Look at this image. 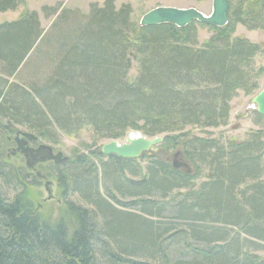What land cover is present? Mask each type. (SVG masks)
I'll use <instances>...</instances> for the list:
<instances>
[{"label": "trees", "instance_id": "trees-1", "mask_svg": "<svg viewBox=\"0 0 264 264\" xmlns=\"http://www.w3.org/2000/svg\"><path fill=\"white\" fill-rule=\"evenodd\" d=\"M249 1L243 14L241 5L232 12L229 0L228 23L211 26L216 36L201 46L197 22L182 28L170 23L137 26L131 20L132 7L125 4L117 9L115 0L102 6L91 4L85 22L75 21L52 34H46L35 12L0 23V180L8 185L23 182L4 158L1 134L18 132L11 124L3 125L5 119L35 130L38 138L45 131L55 132L54 125L68 135L91 125L117 139L129 130L155 136L190 124L227 123L236 90L251 92L259 86L250 68L257 54L264 53L263 46L232 36L243 18L264 25V0ZM22 2L0 0V13L15 10ZM71 12H62L58 21H65L64 15ZM45 45L49 51L43 52ZM33 50L40 58L35 59L37 70L28 82L29 91L22 85L26 83L9 78L19 75ZM41 58L47 65L55 63L51 73L40 71L41 65L46 66L39 62ZM136 58L139 70L132 80L129 72ZM187 143L194 157L204 151L210 154L213 172L200 189L190 190L176 203V219L186 221L190 236L205 240L209 247L200 249L185 239L194 252L192 257L171 256L176 237L164 238L163 234L173 224L159 219L178 195L162 205L154 197L167 198L176 188L187 186L193 173H182L164 159L149 156L143 169L136 158L106 156L100 150L93 153L101 159L99 166L86 153L72 162L55 164L63 195L77 193L93 205L89 210L69 203V213L77 219L71 233L64 221L42 220L22 192L8 200L0 185V264H148L133 259L140 255L162 259L154 264H263L262 260H242L237 245L242 233L264 241V185L250 183L237 193L241 183L263 173V148H255L263 147L262 141L231 143L226 151L215 140L195 138ZM101 181L108 197L118 204L117 194L131 197L126 205L138 207L141 213L114 207L101 192ZM99 214L106 216L101 225ZM209 217L213 223L237 226L239 234L228 245L212 246L226 241L229 229L208 231L194 225Z\"/></svg>", "mask_w": 264, "mask_h": 264}, {"label": "rangeland", "instance_id": "rangeland-1", "mask_svg": "<svg viewBox=\"0 0 264 264\" xmlns=\"http://www.w3.org/2000/svg\"><path fill=\"white\" fill-rule=\"evenodd\" d=\"M105 1L107 0H23V2L18 5L17 9L0 13V23L17 20L26 12H35L39 17L45 32L47 31L46 34H52L54 31L62 29V27L65 28L72 26L75 21L78 23L81 21L85 22L86 16L90 12L91 4H94L96 2L98 6H102ZM114 4L117 9L125 4H129L132 7L131 20L137 26H141L140 20L143 14L158 6H174L181 8L194 7L206 14L210 13L212 10V0H115ZM232 4V12L234 11L236 13V9L241 5L243 9H241V13L243 14L244 11L251 5L249 0H232ZM68 10L73 12L64 15L65 21H58L60 14ZM258 24L260 23H257L251 19L248 20L246 18H243L241 21L236 23L232 35L233 38L239 36L244 37L251 42L262 45L264 48V25L259 26ZM196 29L200 46L216 36V32L213 27L206 24L197 23ZM34 51L35 50H33L29 55L28 60L30 62L27 60V62L21 66L19 75L17 73L9 78V81H22L26 83L25 85H22L29 91L31 90L29 86L30 84H28V82H32L31 75H33L34 71L37 70V68L34 66L36 64L35 59L40 58V55L36 54V56H34ZM42 51L46 52L49 51V49L45 45L43 46ZM41 61L42 63L46 64V66L41 65L40 71L44 74L51 73L52 68L55 66V63L52 61V66L47 65L45 59L41 58L39 62ZM250 69L251 73L253 72V75L258 76L257 81L259 86L251 92L242 88L236 90L235 95L229 103L230 112L227 123L219 124L217 126L190 124L186 125L183 129L163 132L155 136H148L140 130H135L138 131L140 135L147 138L163 136V142L154 146L151 149V152L159 153V150H161L159 148H162L166 151V154L169 155L173 161L174 154L180 151L185 160L190 163L194 170L193 178L190 179V183L187 186L176 188L167 198L154 196L160 201L159 205H162L167 200H170V197L178 195L176 197V202H174L173 205H169L163 211V215L162 217H160L161 219H159V217H153L155 220L159 219L163 223L173 224V229H171L170 232H164L163 234L164 238L171 236V234L176 237L173 238L171 242L172 244L169 250L171 256H175L176 258L179 256L186 258L192 257L194 252L189 249V247L185 243V239L200 249L206 248L208 246V244L205 243V240L200 241L190 236L188 231L189 225L186 221L176 219V203L182 200V196L186 195L190 190H198V188L200 189L203 182L207 181L210 176H212L213 172L212 157L210 156V154H208L207 151H204L200 155L194 157V154H192L186 148V144H188L187 141H192L195 138H200L204 141L215 140L218 142V146H222L226 151L230 148L229 144L231 143L243 144L248 141L252 143L255 139L257 140L258 138L262 141L263 147L257 146L255 148H263V150H261L260 152L263 173L258 177V179L241 183L237 187V193L247 189V185H250V183L259 182L264 185V116L258 114V112L256 111V105L254 106L252 102L253 96L257 94L264 85V53L257 54ZM138 70L139 60L136 58L134 59L132 68L129 72V77L132 80L137 77ZM2 123L6 126H9V124H11L14 126V128L18 129V131L21 130L25 132H31L36 135L35 130L27 126L17 125L13 121L5 119L2 121ZM54 129L56 130L55 132L45 131V135L39 136V138L35 142V146L39 144L50 145L55 152H62L64 156H68V158H70L69 161L71 162L76 158L78 154L86 153L89 158L92 159L93 162L98 166L101 163V159L96 158L94 154L100 152L102 145L111 140H118L120 143L126 142L127 134L130 131L129 130L126 135L120 138L111 139L103 135L101 132H97L91 125H84L80 129L74 131L69 135L61 132L55 125ZM14 134L15 132L9 133L7 130L3 131V133L1 134V137L4 140V158L6 161L10 162V164L14 165L16 169H14V174L17 173V175H19L18 173H20V177L21 179H23V182L22 184L19 183L16 185H8L0 180L2 192L8 200L13 199L16 194H18V192H22L26 199H29L33 202L35 213H37L42 220L54 224L58 221H64L69 229V232L71 233L74 229V225H76L77 219L75 215H71L69 213V203L72 202L76 205L88 208L89 210L93 208V205L88 203L77 193L67 196L63 195V192L59 187V183L57 180L59 168L55 166V163L53 161L39 163L35 168H27L26 159L22 154L13 155L11 153V149L17 146L14 140ZM214 152L215 149L212 150V153ZM206 153L208 155H206ZM166 154H164V156ZM164 156H162V158H159L163 160ZM149 157L148 155L144 154L143 156L136 158L137 163L141 166V168H145L146 164L150 160ZM128 176H131L135 179L141 178L140 175L128 174ZM48 181L51 182L49 185V190L46 188V183ZM100 186L103 195L108 197V194L105 191L104 181L103 183L101 181ZM116 198H119V201L121 203L118 204L110 197H108V200L111 201L113 206L118 208V210L128 211L136 214L141 213L138 207L135 208V206L126 205V202L129 203L132 200L131 197H122L121 195L117 194ZM209 218L210 219L206 220L205 222L195 223L194 225H197V228H202L203 226H205L207 227L208 231L222 230L221 228L229 229L227 233L229 234L227 240L211 243L212 246L215 245L218 247L228 245L229 241L233 237H237V235L239 234L237 226L213 223L211 221V217ZM104 220H106V216H104L103 214H99L98 225L103 224ZM183 231L185 232L183 233ZM238 244L241 247L238 255H240L242 260L245 258H251L257 261L262 260L261 263L263 262L264 264V241L249 238L242 233L239 236V243H237V245ZM98 250L101 251L100 249ZM114 250L116 251L115 248ZM102 253L104 254V252ZM99 259L102 260L101 257H99ZM133 259L137 261H143L148 264H154L155 262L162 260H153L151 257H148L146 255L134 256Z\"/></svg>", "mask_w": 264, "mask_h": 264}, {"label": "water", "instance_id": "water-1", "mask_svg": "<svg viewBox=\"0 0 264 264\" xmlns=\"http://www.w3.org/2000/svg\"><path fill=\"white\" fill-rule=\"evenodd\" d=\"M229 0H212V10L206 14L201 10L189 7L181 8L174 6H158L147 11L140 20L141 26H153L163 23L174 24L177 27H185L193 22L203 23L213 27H224L229 20ZM257 110L264 115V85L262 89L252 98ZM38 136L25 131H18L14 136L16 147L11 149L13 155L21 153L26 159V166L33 168L38 162L53 161L55 164H62L68 160L62 152L54 153L52 146L42 144L38 148H33L29 142L36 141ZM235 139V138H234ZM163 136L147 138L138 131L130 130L127 134L126 142L120 143L118 140H111L101 147V152L106 155H116L122 158H139L144 154L151 156V149L163 142ZM180 151L174 154L173 167L178 169L183 167V171L192 172L191 165L183 159H179ZM50 181L46 183L49 190Z\"/></svg>", "mask_w": 264, "mask_h": 264}, {"label": "flooded vegetation", "instance_id": "flooded-vegetation-1", "mask_svg": "<svg viewBox=\"0 0 264 264\" xmlns=\"http://www.w3.org/2000/svg\"><path fill=\"white\" fill-rule=\"evenodd\" d=\"M256 95V94H255ZM254 95V96H255ZM254 104V106L256 105L255 103H253ZM256 111L258 112V110H257V106H256ZM258 114H260L259 112H258ZM260 115H262V114H260ZM262 116H264V115H262ZM14 135H16V133L14 134ZM37 141V140H36ZM36 141H33V142H29V145L31 146V147H33V148H37V147H39L41 144H39V145H36L35 146V142ZM159 149H161V150H159V153L157 152V153H153L150 157H160V158H162V156H164V154H166V151L164 150V149H162V148H159ZM53 151H54V149H53ZM54 153H57V152H55L54 151ZM17 154H21V153H17ZM179 157V159H183V160H185V158H184V156L181 154V155H179L178 156ZM164 160L166 161V162H171V165H172V167H173V161H172V159H171V157L169 156V155H165L164 157ZM68 159H70V158H68ZM186 161V160H185ZM186 162H188V161H186ZM39 163H42V162H38L37 164H39ZM189 163V162H188ZM37 164H35V166L33 167V168H35L36 167V165ZM190 164V163H189ZM192 167V166H191ZM174 168V167H173ZM175 169V168H174ZM178 170H180L182 173L184 172L183 171V167H180V168H178ZM184 173H186V174H192L193 173V167H192V172H190V173H187V172H184Z\"/></svg>", "mask_w": 264, "mask_h": 264}]
</instances>
